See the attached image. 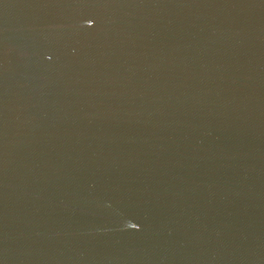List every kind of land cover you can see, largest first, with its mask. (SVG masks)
<instances>
[{
  "label": "water",
  "instance_id": "water-1",
  "mask_svg": "<svg viewBox=\"0 0 264 264\" xmlns=\"http://www.w3.org/2000/svg\"><path fill=\"white\" fill-rule=\"evenodd\" d=\"M0 264H264V0H0Z\"/></svg>",
  "mask_w": 264,
  "mask_h": 264
}]
</instances>
